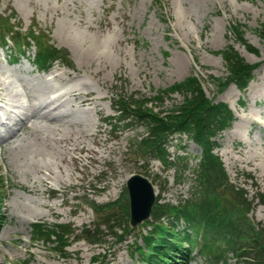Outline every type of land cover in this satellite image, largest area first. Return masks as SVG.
I'll return each mask as SVG.
<instances>
[{
	"label": "rangeland",
	"instance_id": "rangeland-1",
	"mask_svg": "<svg viewBox=\"0 0 264 264\" xmlns=\"http://www.w3.org/2000/svg\"><path fill=\"white\" fill-rule=\"evenodd\" d=\"M0 21L13 23L24 34L30 31L36 39L39 33V40L55 47L63 57L48 71L39 72L29 62L35 51L34 41L25 56H19L13 64L7 62V52L0 48V88L10 116L29 115L44 98L62 94L56 103L61 114L55 129L57 137L81 140L98 152L99 159L93 161L87 153L91 157L84 166L78 164L79 170L71 163L61 164L62 175L72 188H59L56 181L46 179L34 192L28 186L33 181L37 184L40 176L46 178L40 171L45 167L40 165L34 171V167L16 166L8 160L5 145L0 148V263L140 264L132 249L135 243L142 244L140 235L149 229L151 220L141 222L120 240L117 230L112 234L102 227L104 235L98 244L79 239V230L77 236L68 234L64 256L59 248L34 239L31 223L40 220L49 225L67 224L69 229L90 227L95 214L89 203L118 199L133 173L146 174L152 180L163 205H175L187 198L191 173L187 170L180 176L157 159L138 160L129 144L143 128L132 121L130 127L114 130L112 118L117 114L113 106L116 94L151 97L156 90L189 75L198 78L208 98L226 102L234 113V121L218 138L214 151L229 181L244 193L236 199L233 195H211L216 214L249 229L264 226V206L260 203L264 196V49L256 30L264 23V0H0ZM232 24L242 26L246 45L257 49V54L236 40ZM228 45L248 63L257 64L253 78L242 91L233 83L217 91L213 84V77L227 75L217 51ZM83 83L96 97L101 96L96 107L79 106L68 94L70 88L82 87ZM181 100L182 95L174 93L163 104L149 106L166 110ZM248 118L255 119L254 123L250 124ZM53 123L48 125L52 127ZM23 133H28L27 127L21 130ZM180 144L186 147L184 153L179 150ZM167 147L171 154H187L190 166L201 153L183 135L181 141L177 136L170 137ZM48 159L58 174L56 159ZM226 257L230 263L236 261L231 252ZM184 258L181 264H208L199 251Z\"/></svg>",
	"mask_w": 264,
	"mask_h": 264
},
{
	"label": "trees",
	"instance_id": "trees-1",
	"mask_svg": "<svg viewBox=\"0 0 264 264\" xmlns=\"http://www.w3.org/2000/svg\"><path fill=\"white\" fill-rule=\"evenodd\" d=\"M230 29L237 41L243 43L250 52L258 53L257 49L246 45L240 24H232ZM256 30L264 49V23ZM21 39L19 31L0 22L2 49H9L10 53L12 48L20 51ZM24 40L26 45L29 44L28 40ZM217 53L227 71L224 78L213 77L217 91L223 90L229 83L235 84L241 91L244 90L253 78L257 64L248 63L232 45L218 50ZM58 60H63V57L55 47L40 45L37 46L32 63L41 72L47 71ZM174 93L182 95V100L172 107L155 110L153 106H149L153 103L163 104L164 99ZM115 98L113 106L117 114L112 118L115 120L114 130L119 126L126 129L133 123L143 128V132L135 136L129 144L132 154L143 162L157 159L166 169L175 168L180 176L186 170H190L192 175L188 197L177 204L163 205L159 203L157 195L151 213L150 228L147 233L141 234L145 246L137 248L146 264H181L186 252L190 253L195 248L202 249L208 264H264V226L249 229L232 219H224L223 214L218 216L217 207H214L215 200L211 196L233 195L236 199L244 193L241 187L229 182L220 158L213 151L218 145L220 134L234 120L228 104L208 98L201 82L194 75L156 90L151 97L136 98L134 95L116 94ZM180 134H185L187 140L192 141L201 151L199 160L192 167L187 157L176 154L172 159L167 151L168 137ZM180 147L184 149V145ZM1 188L0 184V191ZM1 198L3 197L0 193V200ZM260 203L264 205V196L260 198ZM89 207L95 214V222L92 226L79 230L80 239L91 244L101 243L104 235L102 227L110 230L112 234L117 230L119 240L129 233L128 196L125 188L115 201H92ZM240 208L245 209L242 203ZM164 220L167 224L163 225ZM68 226L60 223L52 226L33 223V237L50 243L55 249L59 248L64 256L68 234L77 236L76 229H69ZM248 237L249 243L246 242ZM228 252L236 256L235 262L228 261ZM24 264H28V261Z\"/></svg>",
	"mask_w": 264,
	"mask_h": 264
},
{
	"label": "bare ground",
	"instance_id": "bare-ground-1",
	"mask_svg": "<svg viewBox=\"0 0 264 264\" xmlns=\"http://www.w3.org/2000/svg\"><path fill=\"white\" fill-rule=\"evenodd\" d=\"M60 25H63V23H61ZM73 39H76V37H74ZM81 85L82 87L76 86L72 89L70 88L68 90V94L77 100V104L79 106L92 105L96 107V100L100 99L101 96L96 97L94 95V92L88 87L87 83H83ZM62 96V94H57L53 97L44 98L43 101L32 107L33 110L29 115L25 113L23 115L16 114L14 117H11L9 109H7L5 105L7 104V102H5V96L0 88V109L4 108L5 110L3 112H0V148L5 145L4 152H6L8 160L16 166L21 165V167H34V171H36L40 165L45 167L44 169L41 168L42 170L40 169V171L46 178L40 176L38 177L39 181L37 182V184L35 181L31 182L28 186V190L30 191L37 192L39 190V187H37V185H41V182L44 184V181L46 179L56 181L57 184L60 185L59 188H72L73 184H67L62 175L63 167L61 166V164L64 165V163H71L73 168L79 170L78 164L84 166L86 159H89V157L92 156L93 161H95V158H97L96 155L98 152L90 147H87L82 143L81 140L75 138L62 139V136L57 137L59 133L57 130V134L55 129L57 128V125L59 123L58 116L60 113L58 114V104L56 103L59 99L62 98ZM54 104L55 106H53ZM5 118L7 119L6 121ZM248 120L250 121V124H253L255 121V119L253 120L251 118H248ZM29 121H31L30 126L27 125ZM49 122H54V126L50 127L48 125ZM25 127H27L28 129V133L26 135H24V133L23 135L20 134L21 130L23 131ZM91 134L94 136L97 133ZM231 134L233 138H236L235 133L232 132ZM85 152L86 154H84ZM87 153L91 154V156H88ZM48 156L56 159V163H58L59 169L58 174L54 170V168L52 169L51 159H48ZM27 176H29V174H27ZM39 204H42V202H40ZM26 207L29 206L26 205ZM26 207L24 208V210H27ZM46 207L50 208V210L52 209L49 205H47ZM52 213L54 214V212Z\"/></svg>",
	"mask_w": 264,
	"mask_h": 264
},
{
	"label": "water",
	"instance_id": "water-1",
	"mask_svg": "<svg viewBox=\"0 0 264 264\" xmlns=\"http://www.w3.org/2000/svg\"><path fill=\"white\" fill-rule=\"evenodd\" d=\"M129 200V222L134 226L148 218L155 202L152 182L142 174H131L126 181Z\"/></svg>",
	"mask_w": 264,
	"mask_h": 264
}]
</instances>
